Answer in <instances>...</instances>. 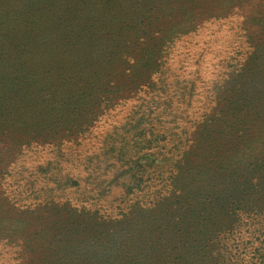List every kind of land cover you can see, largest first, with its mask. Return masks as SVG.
Returning <instances> with one entry per match:
<instances>
[{"label":"trees","instance_id":"obj_1","mask_svg":"<svg viewBox=\"0 0 264 264\" xmlns=\"http://www.w3.org/2000/svg\"><path fill=\"white\" fill-rule=\"evenodd\" d=\"M252 1L0 0L3 139L88 132L106 108L148 94L176 40ZM257 2L243 64H229L214 83L194 138L186 131L179 144L148 154L133 179L118 181L136 201L123 209L124 195L116 198L117 217L58 208L43 227L42 214L20 208L18 227L38 228L19 264H264V0ZM151 129L140 132L148 144L141 149L159 140ZM151 185L155 198L138 199ZM9 229L25 235L23 225Z\"/></svg>","mask_w":264,"mask_h":264},{"label":"rangeland","instance_id":"obj_2","mask_svg":"<svg viewBox=\"0 0 264 264\" xmlns=\"http://www.w3.org/2000/svg\"><path fill=\"white\" fill-rule=\"evenodd\" d=\"M255 3L236 9L224 20L202 22L197 31L176 40L148 94L142 91L139 98L106 108L88 132L59 135L50 141L20 132L17 139L12 136L17 133L3 139L0 133V264H19L30 232L38 228L26 223L18 227L14 219L21 217L20 208L32 209L33 217L42 214L46 227L58 208L87 210L88 215L99 212L109 219L119 212L122 201L116 198L124 195L123 209L136 201L126 198L118 181L136 175L137 164L153 159L148 154L156 157L165 144H179L186 131L194 138L214 83L228 73L229 64H240L237 59L245 56L252 28L248 16ZM205 120L211 122V117ZM150 126L159 140L151 150L141 149L146 142L140 132L150 136ZM152 188L138 199L155 198ZM22 225L25 235L9 229Z\"/></svg>","mask_w":264,"mask_h":264}]
</instances>
